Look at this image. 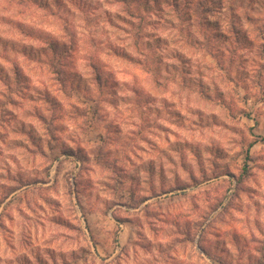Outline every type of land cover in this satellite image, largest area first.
<instances>
[{"label":"clouds","instance_id":"1","mask_svg":"<svg viewBox=\"0 0 264 264\" xmlns=\"http://www.w3.org/2000/svg\"><path fill=\"white\" fill-rule=\"evenodd\" d=\"M0 264H264V0H0Z\"/></svg>","mask_w":264,"mask_h":264}]
</instances>
